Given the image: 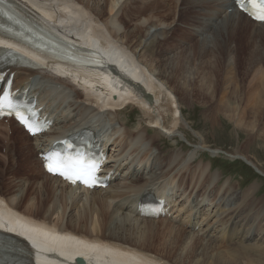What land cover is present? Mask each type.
Returning <instances> with one entry per match:
<instances>
[{
  "label": "bare ground",
  "instance_id": "1",
  "mask_svg": "<svg viewBox=\"0 0 264 264\" xmlns=\"http://www.w3.org/2000/svg\"><path fill=\"white\" fill-rule=\"evenodd\" d=\"M25 1L46 12L43 17L39 13L35 15L49 23L48 27L60 30L79 43L92 45L105 59L100 66L84 71L64 69L48 62L41 63L38 71H17V87H26L28 77L37 79L38 84L32 91L39 92L45 110L52 108L55 122L51 132L30 137L13 119H0V140L5 147L0 151V168L7 164V171L20 172L13 186L0 187V221L7 222L1 226L41 234L46 243L40 245V254L48 264H72L77 257L83 258L85 264H231L234 257H228L220 243L231 245L235 239L246 243L234 247L236 256L248 258L250 251L259 254L255 260L245 259V264H264V252L249 244L255 228L243 227L242 236H238L241 223L235 221L240 214L249 216L251 221L264 218V199L254 201L256 185L243 192L234 190L228 181L214 187L219 183L220 174L211 170V162L194 160L195 154L205 148L211 154L225 152L221 148H208L198 132L194 134L200 144L192 146L193 150L188 149L187 152L191 150L188 159L175 151L164 152L157 145L141 169L131 161L125 167L126 173L129 172L121 174L128 180L129 187L125 190L113 189L114 184L106 190L92 191L68 185L46 174L37 157L47 138L63 135L84 124L99 127L101 123L122 122L121 111L127 106L138 108V122L144 135L157 131L159 137L170 136L188 126L184 106L193 104L197 95L205 94L211 100L225 98L222 103H215L217 117L222 119L223 114L238 136L241 133L250 138L244 141L243 150L237 146L235 154L238 155L227 153L228 156L243 159L264 175L245 153L258 137V130L264 136L261 122L264 113H259L264 110V75L260 76L248 115L247 108L241 109L228 101L236 93L237 42L244 41L240 49L247 46L243 75L258 62L264 63L261 51H264V23H257L237 10L232 0ZM182 8L190 9L193 14L188 15L183 28V18L177 25L175 19ZM126 23L133 27L128 29ZM174 33L180 44H166ZM216 37H220L217 45H210L208 40ZM221 39L224 43L231 42L222 49ZM205 53L224 57L228 65L217 72L219 66L212 61L207 63ZM111 68L114 75H110ZM112 91L117 92V98H113ZM122 123L126 125L127 121ZM141 131H128L133 136L130 140L135 138L133 145L146 146L141 140ZM116 138L114 143L119 140ZM154 141L157 140L151 144ZM262 141L256 140L264 148ZM165 186L178 198L173 202L171 214L159 218L138 216L134 208L138 193L145 188L160 190ZM80 191L94 194L83 197ZM237 194L238 205L230 201ZM251 224L246 219L245 225ZM59 244L70 251L55 248ZM54 253L67 255L57 257Z\"/></svg>",
  "mask_w": 264,
  "mask_h": 264
},
{
  "label": "rangeland",
  "instance_id": "2",
  "mask_svg": "<svg viewBox=\"0 0 264 264\" xmlns=\"http://www.w3.org/2000/svg\"><path fill=\"white\" fill-rule=\"evenodd\" d=\"M188 15L189 16L193 15L192 11L190 9L188 10V8H182L180 11V15L178 13L177 16L175 17V19H177L176 25L178 23L180 24L179 21L183 18L182 23H181L182 24L181 26L183 28V26L185 25L184 22L189 18ZM176 25L174 26L175 30H176ZM125 26H127L128 29L133 27V26H131L130 23H126ZM178 34H181V33H178ZM175 35H176V33L170 34L169 39H168V36H166L165 39L166 40L168 39L166 44H175V46L179 45L180 43H178V40L176 39L178 37ZM218 40H220V37L211 38V40H208V43L210 45L214 46V45H217ZM221 41H222L221 42L222 49H224L231 42V41H229V42L224 43L223 39H221ZM234 43H232V44H234ZM243 43H244L243 40H239L237 42L238 47L236 48V53L238 54V56H237L238 61H237L236 67H237L238 74H237V81L235 84L236 93L234 95V98H230L228 101L230 104L236 105L237 107H239L241 109L247 108V109H245V114L248 115L249 110H250V108H248V106L250 105L251 102L254 103L253 99L257 94V88L261 82L260 76L262 74L264 75V63L258 62L251 70H249L247 72L246 75H243L242 71H243V67L245 65L244 54L247 51L246 45H243L242 49L239 48V46ZM161 47H163V45ZM189 47H190V44H189ZM155 48H158V46H156ZM150 51H151V49H150ZM261 51H262V54H264L263 49H261ZM205 54H206L205 60L207 63L212 61L219 66L220 69L217 72H221V68L228 65L227 63H224V57H221V58L215 57L211 53H205ZM262 57H264V55H262ZM194 62H197V57L194 58ZM206 72H207V70H206ZM219 76H222V78H224L223 74H220ZM206 83H208V81ZM224 85L225 84H223V86ZM219 92H221V90ZM224 100H225V98L211 100L205 94H201L199 96L197 95L193 99V104L190 103V104H187L186 106H184L185 109H184L183 114L186 117V123H188L187 124L188 126H185L183 123V125L185 127H181L180 129L175 130L172 135L166 136L164 138H162L163 136H161V137L157 136V131H152V133L149 132L150 134L148 133V135L147 134L144 135V132L141 131L143 129L140 128L141 125L138 122V119L140 117L139 116L140 113L138 111V108L133 107V106H127L124 110H122L121 111L122 112L121 113L122 114L121 115L122 122H123V120H126L127 124L123 125V123L121 121L115 122L113 124L108 123L104 128V130H106L107 132L110 131L109 137H111L112 139L117 137V139H119L116 141V146H115L116 148L114 147L113 155H112V159L113 158L115 160L118 159V161L115 162V160H114V161H112L111 164L114 166L117 164H120V171H119L120 175L111 184V185L114 184L113 189L114 188L119 189V190L120 189L121 190L127 189L129 187L128 180H126L124 178V175L121 176V174H123V173L125 174L127 171V168H125V167H127V166L129 167V165L132 161L133 165H135V164L137 165V166L135 165V167H138V168L141 167L142 168L145 163H148L149 156H150L151 152H153V150L156 149L157 145L160 146L162 148V151H164V152L175 151L177 154H179V156L185 155L186 159H188L187 156L189 155L190 151L193 150L192 146H195V145L197 146L200 144L199 139L194 134V131H195V132L200 133L201 136L203 135L205 144L208 146V148H212V149L221 148L225 152V153L211 154L208 151V149L205 148L203 150L198 151L195 154L196 157L194 158V160L197 161V160L202 159L205 163L207 161L211 162V170L220 174L219 183H217L218 185L214 186L215 188H217V186L221 187L222 186L221 184L226 182V181H228L229 183H232L234 185V190H241L242 189V192L245 191V189L250 188L252 185H256L257 189L255 190L254 193H255V196L257 198L254 199V201L256 202V200H258V198L264 199V175H261L258 172H256V170L253 167L249 166L243 159L230 158L227 154V153H229L230 155L231 154L232 155H238V154H235L237 146L243 150V146H244L243 144L246 143L244 141L248 140L250 138H249V136H246V134H241V133H239V136H238V131H236L233 128L232 124L225 119V116L223 114L220 115V117L222 119L217 117V113H216L217 107H215V103H222ZM236 103H238V104H236ZM259 113H264V110L262 112H259ZM261 122L264 124V114L262 115ZM189 125H191L193 128H190ZM213 127H214V129H213ZM115 130H117V131H115ZM128 131L129 132L141 131V135H142L141 140L146 144V146L140 147L141 145H143L141 143H135L133 145L132 142H134L133 140L135 138L131 141L130 139L132 138V135L129 136ZM261 133H263L261 129L256 132V135L258 137L252 143H250L248 145V148L245 149V153H247L250 156V159H252L255 163H257L258 167L260 169H262V171L264 172V148L259 143L256 142L257 139L264 140V136H260ZM118 137H121L123 139V142H122L121 138H118ZM124 137L126 140H124ZM152 140H157V141H154V143L151 144ZM119 142L122 145H118V144H120ZM3 143L4 142L1 139L0 140V151L3 147L2 146ZM155 143H156V145H155ZM262 144L264 146V141H262ZM130 145L135 146V147H132ZM190 148H191V150H189V152H187L188 149H190ZM3 149H5V147H3ZM171 149H173V150H171ZM164 152H163V154H165ZM183 152H186V153H183ZM117 155H119V156H117ZM120 157L123 159H121ZM174 157H175V154H174ZM30 159H31V157H29V160ZM194 160H192V161H194ZM123 162H124V164H122ZM0 163H2V160H0ZM192 163L193 162H191V165L195 164V163L194 164H192ZM199 163H202V162H199ZM133 165H131V166L133 167ZM1 168H6V171L2 172ZM1 168H0V187L5 189V187L7 188V186L14 184V181L17 180L18 177L20 176V172L7 171V169H8L7 164L6 165L2 164ZM214 172H212V173L215 174ZM123 178H124V180H123ZM11 186H13V185H11ZM109 191L110 190L108 189L107 192H109ZM85 192L86 191H84V192L80 191L78 193L80 196L82 195L83 197L84 196L88 197V196H90V193H92V192H88V193H85ZM124 192H126V191H124ZM237 192H241V191H237ZM221 193H222V191L219 192V195ZM93 194L94 193H92V195ZM237 196H239V194H237L230 201L232 203L236 202V204L238 205L239 201L237 200ZM218 199H220V198H218ZM73 209H75V208H72V211H74ZM240 215H241L240 217L235 219V221H237L238 223H241L240 224L241 229L238 230L237 235L242 236L241 231H242L243 227H244V229L248 227L251 230H253L255 228V230L258 232L256 233V231H255L253 233V235H251L252 238H250V241L248 240L249 244L253 245L256 250H261L262 252H264L263 251L264 250V218L258 217L255 221H253V220L251 221V218L249 216H245L244 214H240ZM244 218H245V221H244ZM246 219H247V222H248V220H249V222H252V224H251L252 226L245 225ZM218 228H220V227H218ZM248 228H247V230H249ZM260 229H262V231ZM229 233H232V232H229ZM176 237L178 238L180 236L176 235ZM226 240L229 241V239H226ZM248 241H246V242H248ZM242 242H243V244L245 243V241H241V240H239L237 242V239H235L231 242L234 245L233 244L228 245V244H230V242L229 243H225V242L220 243V245H223V248H225L227 250L226 255L228 257H230V256L234 257V259L231 260L232 261L231 264H245V261H247V260L250 261L252 258L255 260L256 257L259 255L257 251L248 252V258H250V260L248 258H243L245 256H239V257L236 256L233 249L237 244L242 243ZM255 252H257V253H255ZM245 259H247V260H245Z\"/></svg>",
  "mask_w": 264,
  "mask_h": 264
},
{
  "label": "snow or ice",
  "instance_id": "3",
  "mask_svg": "<svg viewBox=\"0 0 264 264\" xmlns=\"http://www.w3.org/2000/svg\"><path fill=\"white\" fill-rule=\"evenodd\" d=\"M236 2L242 3V0H236ZM251 3L256 8V11L253 12L255 18L264 21V0H251ZM4 115H14L30 133L35 134L40 131L37 124L31 121L22 106L14 101L11 93L8 91L0 94V116ZM44 161V166L48 172L59 174L72 183L81 181L89 187L96 183L95 172L99 168L98 161L86 160L79 155H61L53 151L45 154Z\"/></svg>",
  "mask_w": 264,
  "mask_h": 264
},
{
  "label": "water",
  "instance_id": "4",
  "mask_svg": "<svg viewBox=\"0 0 264 264\" xmlns=\"http://www.w3.org/2000/svg\"><path fill=\"white\" fill-rule=\"evenodd\" d=\"M76 262L77 264H85V261L81 257L76 258Z\"/></svg>",
  "mask_w": 264,
  "mask_h": 264
}]
</instances>
